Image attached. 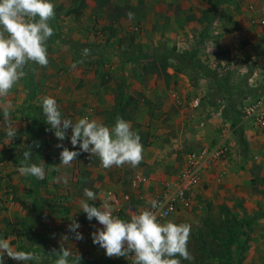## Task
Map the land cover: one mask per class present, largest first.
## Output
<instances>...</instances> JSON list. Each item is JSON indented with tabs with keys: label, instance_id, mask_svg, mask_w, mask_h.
I'll list each match as a JSON object with an SVG mask.
<instances>
[{
	"label": "rangeland",
	"instance_id": "374dc122",
	"mask_svg": "<svg viewBox=\"0 0 264 264\" xmlns=\"http://www.w3.org/2000/svg\"><path fill=\"white\" fill-rule=\"evenodd\" d=\"M129 1L52 0L56 15L50 21L55 34L48 41L49 64L34 65L35 72L29 71L5 101L18 129L13 140L6 135L0 111V237L8 239L14 250L40 254L42 264H54L63 244L75 257L76 248L84 245L73 239L68 225L75 220L80 224L78 231L88 229L90 236L97 229H89V223L96 220L89 221L80 207V201L87 199L84 188L98 197L88 203L100 205L110 191L124 193L113 184L129 183L123 182L125 169L153 182L149 192L153 194L155 180L172 177L176 162L180 163L181 158L171 162L179 141L191 151L203 139L220 145L219 160L210 173L213 183L197 193L185 213L171 218L192 225L188 243L192 264H211L212 253L219 257L216 262L226 261L221 256L223 244L229 245L235 264H264V129L239 114L242 105L264 95V0H191L186 14L154 17L133 11ZM129 12L134 14L131 19ZM85 48L91 52L82 57ZM171 52L187 61L175 63L167 57ZM124 53L151 60L127 61ZM82 58L83 64L73 69L71 65ZM121 90L135 95L129 96L133 101L125 117L113 109ZM45 95L55 98L64 118L75 122L87 116L110 127L118 116L132 121L135 114L149 109L143 100L151 102L153 112L144 118L145 130L137 132L143 145L142 162L135 168L125 164L102 169L94 157L82 152L67 167L45 164L37 154L40 150L53 153L61 150L56 147L59 143L73 147L70 128L65 140L59 141L45 122L41 107ZM195 99L198 106L190 107ZM154 111L159 114L157 119L166 116L157 132L150 125ZM235 111L248 144L246 151L226 117ZM37 113L43 119L34 126ZM131 125L135 132L141 128L135 129V121ZM27 146L35 155L31 162L45 164L43 180L18 171ZM183 152L179 155L184 158ZM119 217L129 219L126 211ZM211 230L224 243L213 241ZM226 231L231 239L226 238ZM96 251L89 256L79 254L80 264H133L130 255L109 258L102 250ZM4 264L23 262L5 254Z\"/></svg>",
	"mask_w": 264,
	"mask_h": 264
},
{
	"label": "clouds",
	"instance_id": "9594fccd",
	"mask_svg": "<svg viewBox=\"0 0 264 264\" xmlns=\"http://www.w3.org/2000/svg\"><path fill=\"white\" fill-rule=\"evenodd\" d=\"M55 5L52 0H0V111L3 114V126L6 135L14 139L18 134L16 125L10 116V107L5 104L10 90L24 79L28 72H35L34 65L46 67L49 64L48 41L54 36L55 30L50 21L55 19ZM128 17L134 14L129 12ZM90 49H83L82 57L90 55ZM83 58L74 62L71 67L76 69L83 64ZM42 112L45 122L54 130L59 141H64L67 130L71 129L70 143L79 151L69 150L62 143L59 165L70 166L81 152L90 157L99 158L103 169L123 167L125 164L135 168L143 159V145L139 134L132 130L130 121L117 117L113 126L89 119L87 116L73 122L64 118L55 98L42 97ZM38 146V144H36ZM23 152L19 173L25 177L45 178V164L33 163L31 146ZM67 181H65L66 183ZM84 196L80 201L82 212L89 221L93 218L102 225L91 235L93 244L105 250L107 257L131 256L133 264H182V261L193 259L188 250L192 225L176 223L168 219L161 223L158 211L162 207L156 200L148 203L151 209L132 212L130 219L125 220L114 215L116 209L109 201H101L99 207L88 201H97L98 197L89 188H84ZM125 211V210H123ZM128 214V213H127ZM80 224L73 220L68 225L73 239L82 240L78 231ZM65 241L68 237L63 238ZM53 252H56L55 250ZM54 264H80L81 256L73 257L69 248L61 247ZM17 262L35 261L42 264V256L33 251H17L8 239L0 237V264H4V256ZM72 257L70 260L69 258Z\"/></svg>",
	"mask_w": 264,
	"mask_h": 264
},
{
	"label": "built area",
	"instance_id": "2783aa9c",
	"mask_svg": "<svg viewBox=\"0 0 264 264\" xmlns=\"http://www.w3.org/2000/svg\"><path fill=\"white\" fill-rule=\"evenodd\" d=\"M262 23L264 27V21ZM197 105L198 101L195 100L193 107ZM239 114L243 120L248 121L251 125L264 129V95L258 96L254 100L242 105ZM219 147V143H206L196 150L187 151L182 160V167L175 176L163 181L155 180V192L147 201L140 195V210L150 209L156 211L151 209V205L148 203L151 200H156L162 205L158 211V220L161 223L188 210L197 193L204 187L206 178H210V173L213 171L211 169L217 165L220 155L218 151ZM93 157L96 160L97 166L102 168L99 158ZM128 186L132 192L139 189L142 191L143 187L147 189L150 186V180L141 174H135L130 179ZM106 199L116 209L114 215L118 216L125 210L130 219L132 212L140 211L132 206L128 192L116 194L110 191L104 198V200ZM143 201L147 203L142 204Z\"/></svg>",
	"mask_w": 264,
	"mask_h": 264
},
{
	"label": "crops",
	"instance_id": "0c3cea01",
	"mask_svg": "<svg viewBox=\"0 0 264 264\" xmlns=\"http://www.w3.org/2000/svg\"><path fill=\"white\" fill-rule=\"evenodd\" d=\"M129 1V0H128ZM130 3H132V5H133V11H135V12H138V13H150V14H152V15H150V17H154V15L153 14H155V16L157 15V14H160V13H179L180 11H182L183 13H188L189 11H187L188 10V7H190L191 6V0H130L129 1ZM199 2H200V0H199ZM186 6H187V8H186ZM98 8V7H97ZM185 8H186V10H185ZM128 11H132V10H129V9H127ZM187 24H191V22L189 21ZM132 91L130 90V91H125V94L127 95V96H130V95H134V94H132L131 93ZM136 95H138V94H136ZM135 96V95H134ZM137 97V96H136ZM114 98V97H113ZM195 100H197V99H195ZM198 101V100H197ZM137 102V101H136ZM193 103H194V100L190 103V107H193ZM143 104H145V106L144 107H147V108H149L150 109V107H149V104H151V102H145V100H143ZM198 106V105H197ZM196 106V107H197ZM110 107V106H109ZM113 109L116 111V113L118 114V112H119V109H117L116 108V106H113ZM149 109H144L143 110V112L142 111H140L139 112V114H135V116H134V118H133V120L132 121H130L131 122V124L132 123H134V121H135V129L136 128H138L139 127V125L141 126V128H138L137 130H136V132H138V133H140V132H142V129L143 130H145V128H144V118L145 117H148V118H150V116H151V113L153 112V110L151 111V110H149ZM146 110V111H145ZM126 113H128L127 112V109H125V114ZM129 114V113H128ZM121 115V114H120ZM153 117H154V120H152L151 121V123H150V125H151V128H153L152 129V131L154 130V131H156L157 132V127L160 125V123H162V122H164V118L166 117V116H164V118L162 117V118H160V119H157V117H159V114L157 113V112H155L154 111V115H153ZM163 125L166 127V124H164L163 123ZM221 135L222 134H219V136H218V138H220L221 137ZM213 139H215V138H213ZM202 143H201V145H203V143L204 144H206V143H208V140H207V142L206 141H204L203 139L202 140H200ZM184 142H185V139H184ZM210 142V141H209ZM200 145V146H201ZM200 146H197L196 148H198V147H200ZM173 148H174V146H173ZM177 149H179V151L177 152V153H173L172 155H171V162H176V161H178L180 158V163L178 162H176V164L177 165H175L174 166V168H173V170H172V177L173 176H175V174L178 172V171H180V168L182 167V160H183V156L181 157L180 155H179V152L181 153V151H184L183 152V155L185 154V152H187L188 151V149H189V146H186V144L185 143H181L180 141H179V143L177 144ZM176 149V150H177ZM182 149V150H181ZM172 151H173V149H172ZM174 160V161H173ZM49 166H51V167H54L53 165H49ZM55 166H60V165H55ZM61 166H64V165H61ZM123 171H126L125 173H124V177H123V182H125L126 180H130V179H132L131 177H132V173L131 172H128L127 170H123ZM171 173V172H170ZM208 176V175H207ZM171 178V177H170ZM213 178H206V180H205V185L204 186H209L210 184H212L213 182ZM128 184L129 183H127V182H125L124 184L123 183H121V182H116L115 184H113V187L114 188H118V190H120V191H122V192H128L129 193V195H130V200H131V204H132V206L134 207V208H136V209H138V210H140V208H141V206H139V197H140V195H142L143 196V198L147 201L148 199H150L151 198V196H152V194L151 193H149L150 192V189L152 188L151 186H149V187H147V189L145 188V187H143L142 188V191L140 190H136V191H134V192H132V191H130L129 190V186H128ZM150 184H153V182H151ZM120 191H118V192H120ZM121 192V193H122ZM146 201H143L142 202V204H145V203H147ZM123 212V211H122ZM121 212V213H122ZM120 213V214H121ZM182 213H185V212H182ZM182 213H180L179 215H177V216H180ZM119 216V215H118ZM176 216V217H177ZM171 218H175V217H171ZM171 218H169V219H171ZM92 223V224H91ZM91 223H89L90 224V226H89V229L92 231V229L93 228H102L103 226L102 225H100L97 221H93V222H91ZM67 224H63L62 226L63 227H65ZM67 229L66 228H64V231H66ZM79 232L83 235V239L82 240H79V241H81L82 243V245H84V247H77L76 248V250L79 252L78 254H82V253H84V254H86V256H89L92 252H93V250H97L96 252H98V251H103L104 253H105V250L103 249V248H101V247H99V245H96V244H93V241H92V235L90 236V231L88 230V229H86V231L85 230H83V231H81V230H79ZM61 247H65V248H67V246L66 245H62ZM91 248L93 249V250H91ZM91 250V251H90ZM77 254V255H78ZM130 258H132L131 256H129V260H130V262L132 261V259H130Z\"/></svg>",
	"mask_w": 264,
	"mask_h": 264
},
{
	"label": "trees",
	"instance_id": "16d2710c",
	"mask_svg": "<svg viewBox=\"0 0 264 264\" xmlns=\"http://www.w3.org/2000/svg\"><path fill=\"white\" fill-rule=\"evenodd\" d=\"M207 24H210V22H208ZM108 30L109 31H112L110 28ZM205 31L202 32L201 40L205 36ZM197 47H198V44H197ZM124 55H125L127 61H135V62H138V63H140V62L143 63L145 61L151 60L147 56H142L141 54L137 55L136 57H132L128 53H124ZM167 57L168 58H172L175 61V63L176 62L177 63H184V62L187 61L185 58L182 57V55L180 53L174 54V53L171 52L170 54H167ZM130 101H133V98L127 96L125 94V91L124 90H121V92L119 93V98H118L117 103H116V108L119 109V112L118 113L121 114L122 117H125L124 110L129 107ZM35 110H41V107H37V108H35ZM38 114L39 113H37L36 120L34 122V126L38 122L42 121V119H43L41 117V115H38ZM226 117H228L230 119V121L232 123V126L235 128V135L237 136V140H238L239 145L241 147H243V150L244 151H246L248 144H247V141L244 138V135L242 134V131L239 129V126H238V123L240 122V118L238 116V112L235 111L233 113V115H231V116L226 115ZM38 143H39V140H38ZM68 148H69V150L79 151V148L78 147H76V148L68 147ZM61 151H62V149L61 150H56L53 153H46V152H44V150L43 151L40 150V153L38 152L37 154L40 157V159L44 160L45 164L55 166V165H59L61 163L60 156H59V153ZM82 155H83V153L81 152L79 156H82ZM34 157H35V155L32 154V158H34ZM94 204H95V206L99 207V204L98 203H94ZM217 233H218L217 231L211 230V232L209 233V235L211 236V238H212L213 241L218 242V243H220V242L221 243H224L223 240H220V238L217 236ZM226 238H228V239H231L232 238V234L229 231H226ZM202 241H203V238H201L200 242H202ZM223 245H224L223 246L224 249H222L223 251L221 250V256L224 257V259H226V261L222 260L220 262H216L219 259V257L215 253H212V254L209 255L210 258L212 259V263L211 264H235L232 261V256H231L232 253L229 251V245H226V244H223ZM188 250L191 253V246L190 245H188ZM201 250L203 251L202 248H201ZM182 264H192V260L191 261L184 260V261H182Z\"/></svg>",
	"mask_w": 264,
	"mask_h": 264
}]
</instances>
